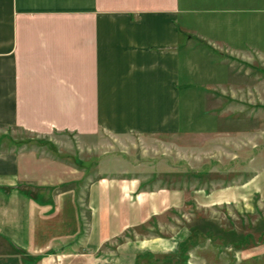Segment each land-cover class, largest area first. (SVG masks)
Masks as SVG:
<instances>
[{
	"label": "crops",
	"instance_id": "0c3cea01",
	"mask_svg": "<svg viewBox=\"0 0 264 264\" xmlns=\"http://www.w3.org/2000/svg\"><path fill=\"white\" fill-rule=\"evenodd\" d=\"M250 50L264 52V0H0V127L52 142L184 136L191 54L233 64ZM28 172L24 156H0V264H68L107 241L105 225L116 236L170 209L167 192L131 202L138 182L120 179L107 201L108 185H88L77 245L44 234L47 220H69V200L27 198V185H43Z\"/></svg>",
	"mask_w": 264,
	"mask_h": 264
},
{
	"label": "rangeland",
	"instance_id": "374dc122",
	"mask_svg": "<svg viewBox=\"0 0 264 264\" xmlns=\"http://www.w3.org/2000/svg\"><path fill=\"white\" fill-rule=\"evenodd\" d=\"M191 55L185 81L193 94L186 98L187 135L99 132L52 142L0 127V156H24L27 178L43 183L27 185L26 197L51 200L57 194L69 200V220L62 225L47 220L44 234L73 236L80 244L78 238L87 232L80 220L88 185H108L106 201L119 190L120 179L141 184L131 202L142 192L154 198L170 195L167 212L125 226L116 236L105 225L102 234L108 239L99 250L84 256L69 250L68 264H264V52L250 50L249 58H233V64ZM92 233L99 236L97 230Z\"/></svg>",
	"mask_w": 264,
	"mask_h": 264
}]
</instances>
